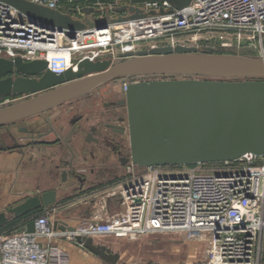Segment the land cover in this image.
Masks as SVG:
<instances>
[{"label":"built area","instance_id":"built-area-1","mask_svg":"<svg viewBox=\"0 0 264 264\" xmlns=\"http://www.w3.org/2000/svg\"><path fill=\"white\" fill-rule=\"evenodd\" d=\"M26 1L84 23L107 22L102 29L93 25L76 31L72 38L65 29L30 23L0 1V57L42 59L57 74L77 70L85 59L120 62L125 54L159 48H137L158 38H165L171 47L179 45V37L212 40L227 50L257 51L264 59V0H191L182 9L169 0L111 6L100 0ZM130 6L138 12L119 11ZM135 13L141 16L131 18ZM119 18L125 19L116 21ZM151 77H124L121 91L125 94L132 83L152 81ZM125 168L124 178L105 195L120 199L118 214L82 221L71 231L60 228L48 209L27 220L21 232L0 231V264H70L69 254L55 244L57 239L76 244L77 236L133 240L157 232L183 233L194 240L206 236L208 264H264V155L183 166L140 168L129 163ZM31 220L36 229L29 233Z\"/></svg>","mask_w":264,"mask_h":264},{"label":"water","instance_id":"water-1","mask_svg":"<svg viewBox=\"0 0 264 264\" xmlns=\"http://www.w3.org/2000/svg\"><path fill=\"white\" fill-rule=\"evenodd\" d=\"M25 15L30 23L76 31L88 26L102 29L107 22L87 23L26 0H0ZM182 9L191 0H169ZM138 12L135 7H121ZM92 8L86 10L91 12ZM141 14H133L137 18ZM119 18L116 21H122ZM201 54L196 47L165 46L125 54L124 60L79 63L77 70L53 72L45 60L25 62L0 57V99L30 98L0 108V126L36 116L59 107L116 78L133 76H185L182 79L135 82L125 92L129 155L123 167L140 168L223 163L246 154L264 155V59L215 55L212 48ZM18 74L17 78L12 75ZM88 141H90L88 139ZM54 190L32 196L0 213V228L12 219L55 205ZM56 225V223H55ZM36 221L27 224L34 232ZM69 230L74 231V228ZM76 245L106 263L116 264L113 253L90 236H77ZM125 264V263H124Z\"/></svg>","mask_w":264,"mask_h":264},{"label":"flooded vegetation","instance_id":"flooded-vegetation-1","mask_svg":"<svg viewBox=\"0 0 264 264\" xmlns=\"http://www.w3.org/2000/svg\"><path fill=\"white\" fill-rule=\"evenodd\" d=\"M18 76L12 75L13 78ZM101 87L102 85L39 115L0 126V129H14L12 134L7 133L10 143L6 142L8 136L0 131V153L22 151L23 158L27 160V152L30 149L36 146H51L57 157L54 167L59 172L56 187L52 189L56 193L58 190L69 191L71 194L83 190L99 192L109 188V182H98L96 185L88 182V175L95 172L94 167H80L76 164L77 144L82 146L81 149L90 158H95L96 153L88 150V146L117 156L119 165V159L129 155L126 144L129 134L125 94L121 90L103 91L104 88ZM28 98L30 97L10 95L1 98L0 104L11 106V102H21ZM10 190H15L14 184ZM31 193L35 194L34 191ZM14 207L15 204H12L4 210L9 211Z\"/></svg>","mask_w":264,"mask_h":264},{"label":"crops","instance_id":"crops-1","mask_svg":"<svg viewBox=\"0 0 264 264\" xmlns=\"http://www.w3.org/2000/svg\"><path fill=\"white\" fill-rule=\"evenodd\" d=\"M0 131L8 136L13 133L14 129L6 127ZM7 133L9 134L7 135ZM6 142H11L9 136ZM76 148V164L80 167L95 168L94 174L88 175V182L95 185L98 182H109V188H111L126 175V168L118 164L117 156L88 146V150L96 153L95 158H90L81 149L80 144H77ZM54 151L51 146H36L27 152V160L23 158L22 151L0 153V211L5 212L4 209L9 205L17 206L32 196H39L56 187L55 182L59 172L54 167V163L57 161ZM13 184L15 190L11 191L10 187ZM32 191L35 194L31 193ZM107 192V189L99 192L83 190L80 193L71 194L69 191L58 190L56 203L53 207L42 208L32 214L12 219L7 225L15 220L19 226L17 230L21 232L27 220L36 218L48 209L53 211L54 218L60 228H74L85 220L100 221L121 211L120 199L114 195L106 197ZM7 225L0 228V231H6ZM55 244L69 254L70 264H108L103 259L102 262H97L95 259L97 255L94 256L95 254L92 252L86 251L68 240L57 239Z\"/></svg>","mask_w":264,"mask_h":264},{"label":"rangeland","instance_id":"rangeland-1","mask_svg":"<svg viewBox=\"0 0 264 264\" xmlns=\"http://www.w3.org/2000/svg\"><path fill=\"white\" fill-rule=\"evenodd\" d=\"M104 5H119V4H137L143 0H100ZM186 37H179L176 45H185L186 47L196 46L200 48V53L204 54L202 48L213 47L215 55H231L241 56L253 59H262L257 51H251L249 49L227 50L223 49L219 42L212 40H196L191 41ZM188 40V41H187ZM158 45L168 46L165 38H158L154 41L144 42L139 45V49H150L151 46ZM185 76H152L151 79L155 80H168V79H182ZM122 78L113 79L102 85L103 91L121 90ZM1 101V100H0ZM24 100H21V102ZM12 105L20 102H11ZM9 104H0V108L7 107ZM129 148V141L126 143ZM129 153V152H127ZM209 166V165H208ZM204 166L203 168L209 169L210 167ZM115 186V185H114ZM110 190L107 188V191ZM104 199V198H103ZM105 200V199H104ZM4 212V211H0ZM7 212V211H5ZM17 222L11 221L9 225L5 227V230L10 232L18 231ZM98 244H103L110 248L113 253H119L121 259L116 264H208V258L210 253V244L208 238L203 236L198 240L188 238L183 233L177 232H157L140 235L137 239H117L112 236H98L95 238ZM262 257L264 260V235L262 241ZM96 256V255H94ZM97 262H102L98 256L95 257ZM110 264V263H108Z\"/></svg>","mask_w":264,"mask_h":264}]
</instances>
